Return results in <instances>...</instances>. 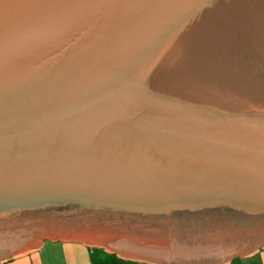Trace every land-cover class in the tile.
Here are the masks:
<instances>
[{
    "label": "water",
    "instance_id": "1",
    "mask_svg": "<svg viewBox=\"0 0 264 264\" xmlns=\"http://www.w3.org/2000/svg\"><path fill=\"white\" fill-rule=\"evenodd\" d=\"M43 241L259 252L264 0H0V264Z\"/></svg>",
    "mask_w": 264,
    "mask_h": 264
},
{
    "label": "crops",
    "instance_id": "2",
    "mask_svg": "<svg viewBox=\"0 0 264 264\" xmlns=\"http://www.w3.org/2000/svg\"><path fill=\"white\" fill-rule=\"evenodd\" d=\"M43 242L45 246L14 255L1 264H91L90 248L92 247L74 242ZM258 250L255 255L242 256V259H247L250 264H264V249Z\"/></svg>",
    "mask_w": 264,
    "mask_h": 264
},
{
    "label": "trees",
    "instance_id": "3",
    "mask_svg": "<svg viewBox=\"0 0 264 264\" xmlns=\"http://www.w3.org/2000/svg\"><path fill=\"white\" fill-rule=\"evenodd\" d=\"M90 260L91 264H137L96 247L90 248Z\"/></svg>",
    "mask_w": 264,
    "mask_h": 264
},
{
    "label": "rangeland",
    "instance_id": "4",
    "mask_svg": "<svg viewBox=\"0 0 264 264\" xmlns=\"http://www.w3.org/2000/svg\"><path fill=\"white\" fill-rule=\"evenodd\" d=\"M258 249H264V244L258 245ZM120 257V256H119ZM121 258V257H120ZM247 259H242V257L235 258L232 263L230 264H250ZM138 264H145V263H138Z\"/></svg>",
    "mask_w": 264,
    "mask_h": 264
},
{
    "label": "bare ground",
    "instance_id": "5",
    "mask_svg": "<svg viewBox=\"0 0 264 264\" xmlns=\"http://www.w3.org/2000/svg\"><path fill=\"white\" fill-rule=\"evenodd\" d=\"M118 254L121 255V256H124V255H122L120 252H118ZM124 257H128V256H124Z\"/></svg>",
    "mask_w": 264,
    "mask_h": 264
}]
</instances>
